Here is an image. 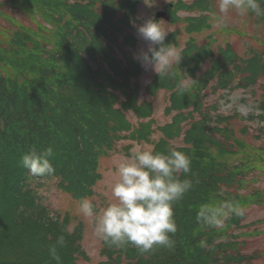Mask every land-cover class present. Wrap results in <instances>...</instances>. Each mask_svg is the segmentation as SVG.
Returning a JSON list of instances; mask_svg holds the SVG:
<instances>
[{
  "label": "trees",
  "instance_id": "trees-1",
  "mask_svg": "<svg viewBox=\"0 0 264 264\" xmlns=\"http://www.w3.org/2000/svg\"><path fill=\"white\" fill-rule=\"evenodd\" d=\"M139 2L16 3L28 13L37 7L33 14L54 29L49 34L44 26H38L39 34L30 31L31 35L21 37L11 33L9 39L17 50L9 51L11 62L2 68L6 72L0 69V264H57L50 253L53 248L59 264H77L84 254L79 228L69 232L68 216L61 218L52 212L39 189L45 180L55 179L62 191L77 200L92 197L100 177L98 156L110 154L120 141L150 144L151 150L165 154L172 148L184 152L191 159V171L179 178L190 180L192 188L174 202L177 230L169 234L170 245L141 252L131 244L116 247L103 241L101 253L106 261L102 264H254L262 257L261 252L242 253L240 243L232 246L227 232L239 226L241 216L230 214L224 226L217 228L198 221L197 213L203 204L238 200L237 193L230 197L233 184L242 182L243 160L254 155L234 137L227 124L232 116L212 115L202 107L203 88L213 81L210 89L214 92L248 88L264 73V51L241 60L230 49L212 55L193 42L179 50V66H173L169 76L156 75L146 86L148 92L168 90L165 111L174 112L170 124L158 127L162 134L154 140L152 104L146 100L138 103L139 87L132 83L141 69L129 51L135 47L136 36L128 32ZM257 2L262 15L249 12L257 23L264 24V0ZM169 10L175 20L177 12ZM189 10L201 11L199 18L189 20V30L198 31L209 22V0H193ZM40 41L53 43L54 49L45 50ZM171 42L175 38L166 37L165 43ZM206 59L209 67L197 75ZM13 71L17 74L7 75ZM181 71L192 76L189 87L182 83ZM260 109L263 112L258 118L264 121V95ZM128 112L135 116V123L128 120ZM194 113L199 118L195 119ZM183 121L191 123L183 132L182 144L172 145V140L181 136ZM241 132H246L245 127ZM48 148L53 153L49 157L53 172L30 175L21 165L22 155ZM123 151L129 154L127 147ZM258 156L257 161L264 162V152ZM58 238H63L62 245Z\"/></svg>",
  "mask_w": 264,
  "mask_h": 264
},
{
  "label": "rangeland",
  "instance_id": "rangeland-1",
  "mask_svg": "<svg viewBox=\"0 0 264 264\" xmlns=\"http://www.w3.org/2000/svg\"><path fill=\"white\" fill-rule=\"evenodd\" d=\"M192 1L181 0L182 3L179 4L177 3L178 0H146L147 3L151 4L148 5L144 3V0H140L128 32L136 36L135 47L129 48V51L133 54L141 69L138 78L132 83L133 85L137 83L139 87L138 103L146 100L152 104V119L155 129L153 133L154 140L158 139L162 134L158 127L170 124L174 112L172 111L168 114L165 111L169 105L170 93L168 90L164 88L156 89L154 92L146 90V86L154 81L157 74L151 68L146 69L140 59L141 54L148 49V42L139 36L137 28L145 20L155 17L158 11L166 12L167 19L162 17H155V19L163 20L164 26L171 30L167 37L173 36L175 38V42L171 43L178 50L193 42L198 48L204 47L212 55H215L220 50L230 49L241 60L250 58L254 52L264 51V24L257 23L256 17L251 15L250 12L240 15L238 10L230 9L224 16L223 25H217L212 20L211 13L218 12L219 0H209L211 3V10L207 14L209 22L198 31L189 30V20L192 17L199 18L201 16V11L189 10V5H191ZM18 2L20 0H0V69L3 72H6V69L2 70L5 62H11L9 51L11 49L13 51L17 50V46L11 43L12 39H9L11 33H18V36L21 37L20 34L24 33L31 35L30 31L39 34L40 27L38 26H44L49 34L54 29L53 25L47 20L43 21L38 15L33 14L37 7L28 13L16 6ZM169 5H172L171 8L168 7ZM169 9L177 12L175 20H173ZM121 15L122 13H119V16ZM35 40L38 41L37 39ZM25 42L30 46L34 45L28 41ZM40 43L47 51L54 49L51 42L40 41ZM18 55L16 54L17 62L22 64L18 60ZM174 66L177 68L176 65ZM208 67L209 60L206 59L196 71V74L199 75L205 72ZM14 72L7 73V75L12 76ZM15 73L17 74V72ZM181 75L182 83L190 86L192 76L184 71H181ZM237 80L238 78H236V82ZM214 83L213 81L203 88L202 107L209 109L212 115L232 116L227 124L233 130L234 137L242 141L246 152L251 155L254 154L253 157L249 156L246 161L245 159L243 160L245 167L242 182L233 184L230 197L232 198V194L237 193L239 194L238 200H225L238 203L244 209V215L240 217L239 226H234L227 234L230 236L232 246H238L240 243L239 249L242 253L261 252L262 257L257 259L254 264H264V162H258L256 159L259 154L264 152V121L258 118V115L263 112L260 109V105L264 95V73H261L254 83L249 84L248 88L219 89L214 92L210 89ZM127 118L131 123L136 122L135 116L130 112L127 113ZM194 118L197 119L199 116L194 113ZM190 123L188 121L181 123V136L172 140V145L179 146L182 144L183 132L189 127ZM243 127L246 129L245 133L241 132ZM123 147L129 149L128 155H125ZM138 149L151 150L152 146L135 141H120L110 154L101 153L98 156L97 170L100 177L94 185L93 196L85 198L90 200L96 209L113 202L111 188L119 179L117 168L120 163L132 156L135 150ZM39 192L44 195L45 203L52 212L59 214L61 218L65 215L68 216L67 230L69 232L79 228L81 232L79 246L84 254L78 257L77 264L104 263L106 258L101 253L104 242L94 231L95 217H87L82 214L79 208L81 200H77L62 191L55 179L45 180ZM253 192L258 195L255 197L252 195Z\"/></svg>",
  "mask_w": 264,
  "mask_h": 264
},
{
  "label": "clouds",
  "instance_id": "clouds-1",
  "mask_svg": "<svg viewBox=\"0 0 264 264\" xmlns=\"http://www.w3.org/2000/svg\"><path fill=\"white\" fill-rule=\"evenodd\" d=\"M144 3L151 5L144 0ZM230 9L240 15L249 11L262 15L257 0H219L218 12L211 13L217 25H223L224 16ZM171 30L163 20L151 17L138 28L139 36L148 42L147 51L140 56L143 66L151 68L159 77L172 73L178 67L182 55L172 43H165ZM52 149L37 153L30 151L22 155L21 165L32 176H44L53 172L49 159ZM191 171V159L184 152L172 148L168 153L138 149L120 163L117 168L119 179L112 186L113 202L96 209L88 199L80 202L84 216L95 217L94 231L104 242L116 247L134 245L141 252H149L154 246H168L169 234H174L177 225L174 219V202L182 199L192 188L190 180H181L180 174ZM230 214L244 215L238 203L220 202L200 206L197 220L210 227H223ZM57 243L63 244V238ZM52 258L59 264L60 257L55 248L50 249Z\"/></svg>",
  "mask_w": 264,
  "mask_h": 264
},
{
  "label": "water",
  "instance_id": "water-1",
  "mask_svg": "<svg viewBox=\"0 0 264 264\" xmlns=\"http://www.w3.org/2000/svg\"><path fill=\"white\" fill-rule=\"evenodd\" d=\"M155 16H156V18H160V17L165 18V19L168 18L166 12H163V11H159V12H157V13L155 14Z\"/></svg>",
  "mask_w": 264,
  "mask_h": 264
}]
</instances>
